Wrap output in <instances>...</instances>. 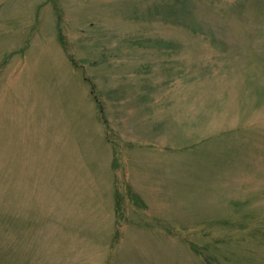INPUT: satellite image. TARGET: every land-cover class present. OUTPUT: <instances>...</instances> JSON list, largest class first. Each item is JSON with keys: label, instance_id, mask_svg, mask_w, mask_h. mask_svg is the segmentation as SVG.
Instances as JSON below:
<instances>
[{"label": "rangeland", "instance_id": "1", "mask_svg": "<svg viewBox=\"0 0 264 264\" xmlns=\"http://www.w3.org/2000/svg\"><path fill=\"white\" fill-rule=\"evenodd\" d=\"M0 264H264V0H0Z\"/></svg>", "mask_w": 264, "mask_h": 264}]
</instances>
